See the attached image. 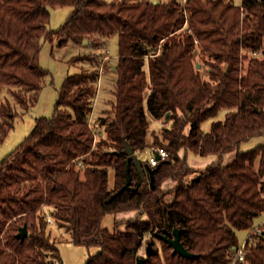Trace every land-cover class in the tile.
I'll return each instance as SVG.
<instances>
[{"label":"trees","instance_id":"trees-1","mask_svg":"<svg viewBox=\"0 0 264 264\" xmlns=\"http://www.w3.org/2000/svg\"><path fill=\"white\" fill-rule=\"evenodd\" d=\"M65 6L70 15L48 30L50 8ZM114 35L112 115L100 123L105 137L97 141L88 124L100 67L81 69L64 79L52 116L37 118L0 159V264L59 260L46 214L74 245L97 249L84 264H137L139 258L143 264H229L236 232L264 214V0L239 6L230 0H0V88H12L15 102L29 110L49 75L38 62L42 41L64 47L87 40L99 49ZM196 50L207 65L205 80ZM148 114L169 122L162 139L152 136L149 144ZM15 118L9 103L0 105V145ZM258 136L261 144L239 150ZM125 142L136 155L148 145L167 151L152 168L142 162L153 170V188L132 162L126 165ZM230 153L233 159L223 164ZM188 154L217 160L195 169ZM127 175L134 189H123ZM167 181L173 185L164 186ZM126 212L133 217L116 218ZM107 215L115 217L111 230L102 225ZM23 225L28 234L20 241ZM174 229L196 257L173 253L157 238ZM262 230L235 264H264V223ZM150 235L160 250L139 256L144 241L153 246Z\"/></svg>","mask_w":264,"mask_h":264},{"label":"rangeland","instance_id":"rangeland-1","mask_svg":"<svg viewBox=\"0 0 264 264\" xmlns=\"http://www.w3.org/2000/svg\"><path fill=\"white\" fill-rule=\"evenodd\" d=\"M104 2H110L112 0H103ZM157 1V0H154ZM167 2L168 0H160ZM181 3L184 0H179ZM72 11V7H55L50 8V22L48 24V30L58 29L67 19ZM106 50L108 52L106 53ZM107 55L109 58L104 60V56ZM89 56L94 58L93 61H80L74 59L76 57ZM71 60V62H70ZM195 65L201 64V78H207V65L204 62L202 56L199 54V50L194 52ZM38 62L40 67L45 69L49 75L45 80L43 88L40 92L37 102L29 110L23 109L17 104L11 94L12 88L2 87L0 88V105L9 103L12 106V110L16 115L14 128L6 136L2 144L0 145V159H3L11 151H13L30 133L34 126V122L40 117H51L55 110V102L57 99V91L62 85L67 75H72L81 71V69L99 68L102 65V73L100 79H97L96 83V94L92 99V105H94L92 111V121L89 127L97 135L96 140L104 138L103 132L104 125H100L101 121L111 116V104L114 100L113 93L115 89V81L113 78L116 77L114 70L116 69L117 63V36H111L104 39V45L99 49L93 48L89 43L81 45L68 44L64 47H57V40L53 39L50 43L49 40L42 41L41 49L39 52ZM110 64L114 65V69L110 67ZM198 69V68H197ZM98 90V91H97ZM145 94L147 92L145 91ZM224 112L218 114L217 118H223ZM169 122L155 121L148 117V141H153L152 136H157L160 140L161 130L163 127H167ZM163 126V127H162ZM210 121L202 124L204 131L208 130ZM189 127L187 126L184 130V134L188 133ZM100 134V136H99ZM153 134V135H152ZM263 138L261 136L251 138L240 145V151H247L255 146L261 144ZM148 145L147 147H149ZM146 147V148H147ZM146 148L142 150L137 157L144 164V158ZM179 155H183L182 151ZM228 157H234V153L227 154L221 158L223 164H227ZM216 157L202 158L192 154H188L187 161L191 165H195V169L209 165L211 162L216 161ZM199 164V165H197ZM146 181L149 182L148 173L145 171ZM111 180V175L109 177ZM168 198H170L168 196ZM46 214V213H45ZM115 217L107 215L102 221L103 227L113 229V222ZM120 219V218H118ZM264 220V214L255 219L254 224H260ZM46 231L49 234L50 239L55 243L58 250L59 260L55 259L54 264H84L89 256L94 255L97 249L92 247L88 248L82 245H74L71 242L70 233L65 231L63 228L56 225L55 220L52 219V223L47 222ZM238 243L241 244L248 235L247 230L236 232ZM147 239L153 242V249L160 250V241L154 239L153 235L147 237ZM139 256L146 255V241L142 247L138 250ZM161 255V253H160Z\"/></svg>","mask_w":264,"mask_h":264},{"label":"water","instance_id":"water-1","mask_svg":"<svg viewBox=\"0 0 264 264\" xmlns=\"http://www.w3.org/2000/svg\"><path fill=\"white\" fill-rule=\"evenodd\" d=\"M157 1H154V3H156ZM88 43L87 40L83 41V44ZM196 68H199V64H196ZM255 110H257V108H255ZM124 149H123V153L126 155V160L125 163L126 165H128L130 162H132V164L135 166L138 174L140 175L142 181L146 180V176H145V171L148 173L149 176V182H150V186L151 188H153V170L150 169L148 166L143 165L142 162L140 161V159L137 157L136 153L133 151L132 147L128 144V143H124ZM130 179L127 175V181L123 186V189H134L133 187L130 186ZM139 184H137L138 186ZM181 230L179 229H174L172 230L171 233H163V234H157V238L168 243L172 249H173V253H177L182 257L185 258H194L196 257L194 254L188 252L180 243L179 241V233ZM28 234V230L26 225H23L22 227H20L18 229V232L16 234V238L19 239L20 241H23L24 238L27 236ZM154 253V249L152 248V246L147 243L146 244V254L147 255H151ZM144 260L142 258H139L137 260V264H143Z\"/></svg>","mask_w":264,"mask_h":264},{"label":"built area","instance_id":"built-area-1","mask_svg":"<svg viewBox=\"0 0 264 264\" xmlns=\"http://www.w3.org/2000/svg\"><path fill=\"white\" fill-rule=\"evenodd\" d=\"M108 50H106V53ZM109 57L107 55L104 56V60L108 59ZM102 65L99 70V78L102 73ZM94 108V105H93ZM93 111V109H92ZM92 111L89 113L88 118V124L90 125L92 121ZM145 158L143 159L144 162H147L148 165L152 168L157 165V163L160 160L165 159L168 156L167 151L160 147L156 146H149L146 148ZM46 220L49 223H52V219L46 214ZM264 223V220L257 225H253L251 228L247 230L248 235L241 244L233 245L230 247V259L229 264H235L236 262H243L245 258L246 251L249 247L254 246L257 241L260 239V236L262 235V225Z\"/></svg>","mask_w":264,"mask_h":264},{"label":"crops","instance_id":"crops-1","mask_svg":"<svg viewBox=\"0 0 264 264\" xmlns=\"http://www.w3.org/2000/svg\"><path fill=\"white\" fill-rule=\"evenodd\" d=\"M230 2L233 4V5H235V6H239L240 5V3H241V0H230ZM74 46H76V45H74ZM110 67L111 68H113L114 69V65L113 64H110ZM114 80L116 79L115 77L113 78ZM147 117H149V118H152L151 116H150V114H148L147 115ZM153 119V118H152ZM154 120V119H153ZM158 122V121H157ZM159 123H160V121H159ZM148 132V131H147ZM148 135H146V142L149 144L150 143V141H148ZM233 159V157H228V159H227V162H230L231 160ZM191 167H193V168H195L194 166L195 165H191V164H189ZM197 165H199V164H197ZM204 167H206V166H204ZM204 167H200V165H199V167H198V169H202V168H204ZM173 185V183L171 182V181H167L166 183H164V186H167V187H170V186H172ZM133 215H134V212H126V213H120V214H118L117 216H116V218H130V217H133Z\"/></svg>","mask_w":264,"mask_h":264}]
</instances>
